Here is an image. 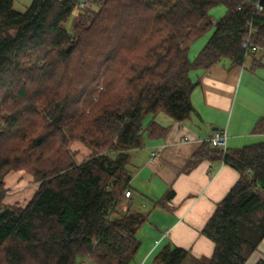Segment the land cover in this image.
I'll return each mask as SVG.
<instances>
[{
	"label": "trees",
	"instance_id": "obj_1",
	"mask_svg": "<svg viewBox=\"0 0 264 264\" xmlns=\"http://www.w3.org/2000/svg\"><path fill=\"white\" fill-rule=\"evenodd\" d=\"M13 2L0 0V264H130L149 217L132 204L121 210L133 193L130 153L163 138L157 115L182 122L195 113L192 71L242 65L244 40L264 50V0H32L22 13ZM218 6L226 13L214 21ZM254 132L264 133V116ZM75 141L90 151L80 164ZM204 160L239 177L201 230L212 255L191 264H245L264 240V142L224 154L204 141L186 171ZM13 172L38 184L25 206L3 205ZM188 257L164 245L150 264Z\"/></svg>",
	"mask_w": 264,
	"mask_h": 264
},
{
	"label": "crops",
	"instance_id": "obj_2",
	"mask_svg": "<svg viewBox=\"0 0 264 264\" xmlns=\"http://www.w3.org/2000/svg\"><path fill=\"white\" fill-rule=\"evenodd\" d=\"M225 13L223 6L209 11L214 21ZM210 34L194 42L189 52L202 39H205V45ZM204 45L191 59L188 52V59L193 61ZM190 78L197 83L191 94L195 113L182 122L168 117L170 121L165 124L157 121L158 115L155 117L156 123L166 130L163 138L146 139L141 149L133 150L130 154L132 164L141 166L139 175L148 182L158 177L159 183L148 192H140L132 186V192L142 199L130 198L127 201L134 209L146 208L144 202L152 206L156 200L172 191L173 198L164 209L155 208L147 212L148 223L143 226H149L145 232L152 243L151 250L171 245L191 251L197 258H209L214 244L201 235V230L236 183L239 174L221 161L204 160L190 171H186V166L200 145L216 131L226 132L227 149L264 142V133L254 132L257 121L264 116V50L257 49L255 54L244 57L240 66L221 60L208 70L192 71ZM254 138L260 141L244 143V140ZM153 152L155 157H151ZM154 169L159 172H149ZM140 237L142 248L148 240L146 235ZM250 258L245 264H249ZM134 259L130 264L134 263Z\"/></svg>",
	"mask_w": 264,
	"mask_h": 264
},
{
	"label": "rangeland",
	"instance_id": "obj_3",
	"mask_svg": "<svg viewBox=\"0 0 264 264\" xmlns=\"http://www.w3.org/2000/svg\"><path fill=\"white\" fill-rule=\"evenodd\" d=\"M32 0H14L13 2V10L16 12H25L31 5ZM90 9L97 11V9L89 6ZM74 17H77V13L74 15ZM74 21L68 23L66 26L69 30H71L73 26ZM205 39L200 40L197 42L194 46L191 47V50L189 52V59L193 58L201 49V47L204 45L203 42ZM157 121L161 124H165L167 121H170V119L167 116H164L163 114H160L157 116ZM257 141H260L259 139H250V140H244V143L250 144V143H255ZM70 150L74 154V160L78 164L84 162L87 160V157L90 153V151L83 146L80 142H73L70 145ZM133 160V158H132ZM131 173L132 175V181L133 186L136 190H140V192H148L149 190L151 191L154 186H156L158 182V177H153L152 181L150 180L149 182L144 180V177L142 175H139L138 170L141 168L140 165L138 164H132ZM149 172H159V170L154 169ZM38 184L33 180V178L25 173V172H13L10 173L6 176L5 178V189L7 190V194L5 195V198L3 200V205H14L17 204L18 206H25L31 198L34 196L36 189H37ZM131 199H142L141 197H138L135 193H132ZM141 201V200H140ZM137 202V201H136ZM147 207H139L136 210L138 212H151L150 209L154 210L152 206H149V202H144ZM129 202L127 200L122 201L121 203V210H126L128 209ZM120 210V211H121ZM148 223V222H147ZM146 223V225H147ZM144 227V228H143ZM141 228V231H138V237L139 240L141 241V235L142 237L144 235L147 236L148 242L145 243V245L137 251L135 254V259L134 263L132 264H150L153 256L157 253L159 250L150 248V245L152 244L151 241L149 240V237L147 235L146 229H149V226H143ZM140 230V229H139ZM162 230V229H161ZM157 231V230H156ZM158 232V231H157ZM143 242V241H142ZM151 243V244H150ZM143 244V243H142ZM159 245V244H158ZM155 248V247H154ZM192 252L189 251V257L188 259L183 263V264H191V262L194 259L197 260H202L205 257L197 258L194 255L191 254ZM264 258V242H262L258 248L255 250V252L252 253L249 264H251L254 261H257L258 259ZM80 262L78 264H94L93 262H87L84 258H79ZM248 262V261H247Z\"/></svg>",
	"mask_w": 264,
	"mask_h": 264
},
{
	"label": "built area",
	"instance_id": "obj_4",
	"mask_svg": "<svg viewBox=\"0 0 264 264\" xmlns=\"http://www.w3.org/2000/svg\"><path fill=\"white\" fill-rule=\"evenodd\" d=\"M254 7L258 12L262 10L259 3H256ZM242 48L245 50L246 53L245 56L255 54L257 51L256 47L248 44V40H244ZM206 142L209 144L211 148L218 149L224 154L227 151V135L225 131H216L212 133V135L207 138ZM151 157H155V152L151 154ZM124 196L126 200L131 198V194L128 191L124 192Z\"/></svg>",
	"mask_w": 264,
	"mask_h": 264
}]
</instances>
